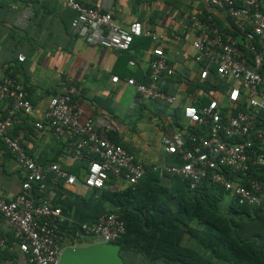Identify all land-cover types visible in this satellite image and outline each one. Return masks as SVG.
Returning <instances> with one entry per match:
<instances>
[{
    "label": "built area",
    "instance_id": "built-area-1",
    "mask_svg": "<svg viewBox=\"0 0 264 264\" xmlns=\"http://www.w3.org/2000/svg\"><path fill=\"white\" fill-rule=\"evenodd\" d=\"M201 2L224 12L236 37L221 30L210 14L189 15L181 33L175 36L180 40L183 35H191L197 80L205 82L212 77L224 86L218 91L219 98L208 97L206 105H184L181 128L163 136L165 153L177 155L180 164L146 166L135 161L127 149L109 139L108 124L83 116L71 100L78 91L70 84L64 93L48 97L32 128L49 133L63 144L67 158L86 166L80 169V177L57 164L44 167L24 150L26 132L19 129L12 133L16 115L29 116L34 111L27 92L11 78L0 81V103L6 105L0 112V141L24 172L20 192L9 200L0 196L1 223L12 237L9 242L0 226V251L21 253L25 264H58L67 246H81L85 238L113 244L124 234V223L117 214L102 213L96 221L79 225L80 237L65 244L61 208L33 194L46 188L48 177L62 180L69 187L81 183L88 189L101 190L110 178L134 187L149 170L157 171L186 181L192 190L208 180L238 203L264 210V182L255 177L259 172L264 174V131L259 120L264 114V5L261 0ZM67 6L75 13L71 34L88 46L123 53L130 50L135 39H150L148 83L134 77L124 82L134 89L135 103L146 100L169 108L176 105L177 96L159 88L161 80L175 73L162 45L163 36L143 29L137 21L121 27L114 19L111 4L88 7L69 0ZM18 59L23 61L21 56ZM112 81L120 79L113 77ZM0 264L18 263L0 259Z\"/></svg>",
    "mask_w": 264,
    "mask_h": 264
},
{
    "label": "crops",
    "instance_id": "crops-1",
    "mask_svg": "<svg viewBox=\"0 0 264 264\" xmlns=\"http://www.w3.org/2000/svg\"><path fill=\"white\" fill-rule=\"evenodd\" d=\"M25 1L0 0V81L6 78L7 70L13 72L15 82L27 92L34 108L31 115L17 114L15 119L14 126L25 124L23 126L28 131L22 144L24 150L41 163H49L56 158L57 165L61 168H76L77 162L62 153L59 141L49 133L32 128L48 97L64 93L72 84L78 91L74 102L83 116L108 124L111 127L110 132L135 161L146 166L165 163L161 137L175 130L169 114L170 109L152 101L141 100L135 103L134 89L127 86L120 77L130 74L141 80L148 75L152 44L147 45L143 38L135 39L125 54L88 46L71 34L70 24L75 13L67 6L69 0ZM76 1L88 7L111 4L114 8V19L121 27L137 21L142 24L143 29L163 36L162 45L175 70L174 76L183 75L177 76L180 82L169 87V92L179 97V103L184 97L182 93L185 78L195 75L197 69L193 62L191 35H183L180 40L175 39L181 33L182 25L186 24L189 15H213L221 30L234 33L224 12L203 4L201 0ZM261 1L264 5V0ZM20 56L23 61H19ZM113 77H118L120 81L114 83ZM186 102L191 103L189 98ZM5 107L4 103H0V112ZM143 118L146 120L143 124L145 126L143 130H139ZM147 130L149 133L151 130L155 132L156 145L151 143L154 140L152 136L139 141L138 132L144 133ZM23 179V169L0 141V196L13 199L20 192ZM112 181V184H105L106 189L119 190L127 186L121 180ZM33 194L36 198L44 197L61 208L65 219L61 224V235L65 244L80 237L79 225L90 224L102 212L110 211L108 205L101 203L93 191L81 183L69 187L62 180L48 178L46 188L42 192L34 191ZM228 202L229 199H225L223 205L227 207ZM0 226L11 238L10 231L2 225L1 219ZM85 245L88 244L84 243L82 246ZM120 254L126 264H138L144 258L141 254L129 251H120ZM15 255L18 264H25V257L21 253L15 252ZM149 264L164 263L158 261Z\"/></svg>",
    "mask_w": 264,
    "mask_h": 264
},
{
    "label": "trees",
    "instance_id": "trees-1",
    "mask_svg": "<svg viewBox=\"0 0 264 264\" xmlns=\"http://www.w3.org/2000/svg\"><path fill=\"white\" fill-rule=\"evenodd\" d=\"M30 1L26 0L25 3ZM233 36L236 37V34L233 33ZM143 40L147 45L152 44L148 38L143 37ZM177 76L183 75L177 74L161 80L160 90L170 93L169 87L180 82ZM5 77L14 80V73L7 70ZM120 77L124 80L133 76L125 74ZM212 79L210 77L205 82H199L196 74L186 77L182 93L184 97L179 103L177 96L178 101L172 108L155 102L170 109L175 129L181 128L182 107L186 105L187 98L201 105L208 104V97L219 98L218 91H223L224 86ZM138 81L148 83L149 79L146 76ZM71 100L74 102L75 97L72 96ZM262 119L260 127L264 128V114L259 117V120ZM23 125L14 126L12 133L22 129L27 134ZM108 137L121 145L111 132ZM61 151L64 153L62 143ZM35 160L44 167L58 163L56 158L49 163ZM165 163L180 164L181 160L177 155L170 154L166 155ZM84 166L86 163L77 162L76 168L65 170L80 177V169ZM255 177L264 182L263 173L259 172V177ZM229 178L233 179L232 176ZM112 180L110 178L107 183L112 184ZM92 191L101 203L110 207V211L102 213H115L124 223V234L114 242L121 247V251L141 254L149 262L160 261L164 264H264L262 231L258 229L249 233L246 227L252 223L264 227V210L251 209L238 203L223 188L208 180L201 181L192 190L184 180L149 170L134 187ZM225 199H229V202L227 210L223 212ZM7 238L9 242L12 240V237ZM82 241L90 244L86 238ZM0 259L15 260L16 255L3 250L0 251Z\"/></svg>",
    "mask_w": 264,
    "mask_h": 264
},
{
    "label": "water",
    "instance_id": "water-1",
    "mask_svg": "<svg viewBox=\"0 0 264 264\" xmlns=\"http://www.w3.org/2000/svg\"><path fill=\"white\" fill-rule=\"evenodd\" d=\"M117 244L101 239L85 246H67L60 255L58 264H126Z\"/></svg>",
    "mask_w": 264,
    "mask_h": 264
},
{
    "label": "rangeland",
    "instance_id": "rangeland-1",
    "mask_svg": "<svg viewBox=\"0 0 264 264\" xmlns=\"http://www.w3.org/2000/svg\"><path fill=\"white\" fill-rule=\"evenodd\" d=\"M142 125L140 126V128H139V130H143V128H144V126L145 125H143L144 123H145V118H143L142 120ZM138 135H139V141H141V139H145V138H150L151 136L154 138V140L151 142V143H153V146L154 145H156V142H155V140H156V136H155V132L153 131V130H151L150 131V133H149V131L147 130L146 132H144V133H142L141 131H139L138 132ZM165 135V134H164ZM163 135V136H164ZM163 136L161 137V148H162V150H163V153L165 154V156L167 155L166 153H165V150H164V146H163V144H162V138H163ZM63 154H65V153H63ZM143 164V163H142ZM125 184V183H124ZM86 195H88V192H86L85 193ZM223 205V204H222ZM226 206H225V204L222 206V211L224 212V211H226ZM246 221V220H245ZM246 227L247 228H249V233L250 232H252V231H255V230H260V231H262V235L264 236V227H261V226H259V224H255V223H252V224H250L249 226H247L246 225ZM86 240L87 241H89V242H95V240L96 239H94V238H86ZM97 241V240H96ZM82 245H84V244H82ZM81 245V246H82ZM148 261V260H147ZM144 258L142 259V261L140 262V263H138V264H149V262H147Z\"/></svg>",
    "mask_w": 264,
    "mask_h": 264
}]
</instances>
